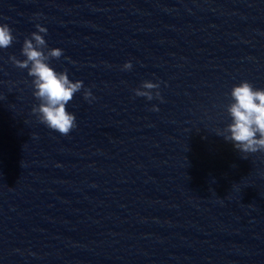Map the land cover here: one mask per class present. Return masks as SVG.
I'll return each mask as SVG.
<instances>
[{
  "label": "clouds",
  "instance_id": "obj_1",
  "mask_svg": "<svg viewBox=\"0 0 264 264\" xmlns=\"http://www.w3.org/2000/svg\"><path fill=\"white\" fill-rule=\"evenodd\" d=\"M35 28L36 31L23 41L21 56L24 59L12 55L9 60L15 68L26 69L27 75L32 78L33 96L39 101L38 105L33 106L32 113L49 129L67 136L77 127V122L75 114L67 111L66 106L82 90L83 98L89 103L95 97L90 88H85L83 81L73 82L67 70L57 72L50 66L52 59L59 60L63 56V50L48 47L45 40L48 31L46 27L37 23ZM15 40L12 28L6 23H0V49L11 47ZM132 67V62L127 61L122 70L130 71ZM159 88V82L145 80L133 89V93L148 101L159 99L163 102ZM151 110L159 109L153 105ZM226 111L231 122L223 129H218L216 134L245 154L243 159H247L248 154L264 153V89L255 88L246 80L234 85Z\"/></svg>",
  "mask_w": 264,
  "mask_h": 264
}]
</instances>
